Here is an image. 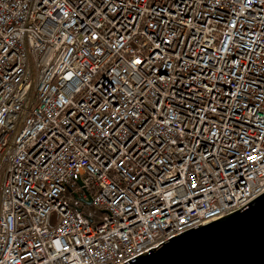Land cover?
<instances>
[{
    "label": "built area",
    "instance_id": "built-area-1",
    "mask_svg": "<svg viewBox=\"0 0 264 264\" xmlns=\"http://www.w3.org/2000/svg\"><path fill=\"white\" fill-rule=\"evenodd\" d=\"M263 194L264 0H0V264H130Z\"/></svg>",
    "mask_w": 264,
    "mask_h": 264
},
{
    "label": "water",
    "instance_id": "water-1",
    "mask_svg": "<svg viewBox=\"0 0 264 264\" xmlns=\"http://www.w3.org/2000/svg\"><path fill=\"white\" fill-rule=\"evenodd\" d=\"M91 206V197L81 199ZM130 264H264V194L244 211L173 238Z\"/></svg>",
    "mask_w": 264,
    "mask_h": 264
},
{
    "label": "trees",
    "instance_id": "trees-1",
    "mask_svg": "<svg viewBox=\"0 0 264 264\" xmlns=\"http://www.w3.org/2000/svg\"><path fill=\"white\" fill-rule=\"evenodd\" d=\"M74 201L77 203L75 208L80 209L85 216L90 217L92 220H99L103 216V213L101 211L95 210L93 207L84 204L80 200L76 201L74 199Z\"/></svg>",
    "mask_w": 264,
    "mask_h": 264
},
{
    "label": "rangeland",
    "instance_id": "rangeland-1",
    "mask_svg": "<svg viewBox=\"0 0 264 264\" xmlns=\"http://www.w3.org/2000/svg\"><path fill=\"white\" fill-rule=\"evenodd\" d=\"M92 207V206H91Z\"/></svg>",
    "mask_w": 264,
    "mask_h": 264
}]
</instances>
